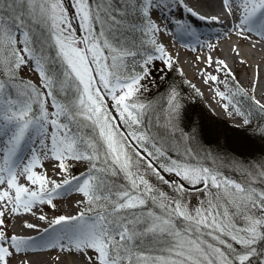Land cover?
I'll list each match as a JSON object with an SVG mask.
<instances>
[{
	"label": "snow or ice",
	"instance_id": "snow-or-ice-1",
	"mask_svg": "<svg viewBox=\"0 0 264 264\" xmlns=\"http://www.w3.org/2000/svg\"><path fill=\"white\" fill-rule=\"evenodd\" d=\"M219 6L234 18L229 31L236 37L264 42V0ZM180 7L189 17L221 22L186 0H0V264H36L33 255L52 250L58 264H264V188L193 162V136L179 126L184 105L174 85L163 110L168 136L151 131L159 109L145 98V82L156 72L163 78L175 63L158 35L172 26L216 49L200 41L191 20L169 18ZM204 63L205 84L227 88L219 73L235 82L234 92L215 88L227 115L242 118L234 128H250L253 113L264 117L256 84L250 94L224 59L208 55ZM214 64L216 74L209 71ZM26 72L37 79H24ZM237 95L250 101L247 111ZM29 141L30 155L21 159ZM249 175L264 180V170ZM73 194L82 206L75 214L49 219L40 207L55 210L57 199ZM188 196L203 198L190 208ZM25 214L47 224L40 230L21 221L38 238L9 232V221Z\"/></svg>",
	"mask_w": 264,
	"mask_h": 264
},
{
	"label": "rangeland",
	"instance_id": "rangeland-1",
	"mask_svg": "<svg viewBox=\"0 0 264 264\" xmlns=\"http://www.w3.org/2000/svg\"><path fill=\"white\" fill-rule=\"evenodd\" d=\"M214 1H215V4L218 6V8H216V15L219 16L222 20V23L220 25L217 23H214V22L212 24H209L208 22L200 21V20L196 19L195 17H189V14L182 12V10H181V15H179V11L176 8L174 9V12L172 14H170L169 18L173 19L174 16H182L183 15L184 19L191 20L194 24H199V27L200 28L202 27L203 32L207 35L205 38H201L200 41L202 43H209V42L213 43L216 45V47H218L217 48L218 50L215 49V50L210 51L207 47L198 46L197 41L195 39H191L187 34L175 33V29L172 26H169V29L167 32L158 35V41L161 43V39H162L161 37H169V39H172V41L176 44V46L178 48H181L183 55L185 54L183 58H186L188 61H191V64L193 65L194 68L204 69L206 67L205 64H202L200 62V60L196 59L197 56L201 57L202 55H204L206 57L208 55H212L214 61L217 59H224L226 61V63L229 65V67L232 69L233 73L236 75V80L239 82L240 86L243 87L244 89H247L250 94H251L252 85L256 84L255 95L257 96L258 99H260L262 97L258 95L259 89H260L258 85L261 81L264 82V60H263L264 59V42L257 43L255 37H253L251 40L241 42L240 39L238 37H236L233 32L229 31V29L233 25V21H234L233 17L226 16L224 14V10H222L219 6V0H214ZM186 2L189 4V6L194 7V10H197L198 12L202 11L201 13H204V12L210 13V11H211V10H209L207 4L205 3V0H186ZM163 23H167V22L165 21ZM43 31L44 30L38 26L33 28V34L36 37H40L41 33ZM77 34L79 35V33H77ZM191 44H193V47L196 48V51H192L193 47L189 46ZM253 44H255V46H259L261 48L263 47V49H257L256 47H252ZM235 47L239 48V50L242 54L241 56L238 57V56H235L233 54L232 49ZM233 58H234V60H231ZM242 58L246 59V61H247L246 65H248V67L258 66L261 70L262 77H260V78L258 77V80H257L256 74L253 76H251V74L247 75L246 69L244 66L245 64L242 65L239 63L240 59H242ZM155 66L157 68H163L164 67V65L160 61H157ZM174 67H175L177 73L179 74L180 78H178V79L174 78L170 85H174L181 92L182 103L185 107L189 103H191V102L193 103L192 95L196 94V92L194 89H192L191 87H189L185 83H182V85H183L182 86L181 82L182 81L183 82L184 81H190L192 84H194L196 82V79L188 80L184 74L180 75V68L178 67L176 62L174 63ZM185 68H186V65H185ZM209 71H212L214 74H216L215 73V64L213 65V68L209 69ZM218 75H219L221 80H225L227 82L228 87L225 88L224 84L217 83L214 85V84L210 83L213 90L215 91V88L219 87L221 91H225L226 93L229 90L234 92L235 91V82H233L230 77H225L223 73H219ZM156 76H158L157 73L154 74L153 78L154 79L156 78V80H157ZM24 79H26V80L32 79L35 81L37 79V77L32 72H26V73H24ZM187 87H189V89L193 92L192 94L187 93V90H186ZM168 91H169V87H168L167 91L164 92L160 96V98H162L160 100V102H161V104L164 105L163 110L166 109V107H167L166 102H167V98H168V96H167ZM199 97L201 98V100L205 104L206 109L209 112L208 117L206 115H204L205 119H210L209 122L207 123L209 125V127L215 129L214 133H216V134H218L217 130L222 133V132L226 131V128H227L229 131H227L226 133H228V138H231V139L237 138V139H239L238 141H240V140L242 141V139L239 136H236L233 133L234 132L235 133L240 132L243 134H247L248 132H251L252 130H256L257 127H259L257 123H260V121H258V120H262V118H263V117L257 116V114L255 115V113H253L251 119L255 118V120L252 123L250 128H243V129L234 128L233 125H238L242 118L236 117L235 119H233L232 117H229L222 107V104L225 101H221L220 98L217 96V100L214 102V105L216 107V112L219 113V115H217L215 113V111H212L208 107V105H207L208 101L204 98V96L200 95ZM145 98L148 99L147 97H145ZM159 99L157 98L156 100H153L156 107L159 104ZM236 101L238 102L239 106L242 107L243 110L247 111L246 110L247 108L244 105V104L249 105L248 103H250V101L247 98L237 95ZM262 102H264V100H262ZM192 103H191V105H192ZM158 113H159V111H158ZM181 116H182V114H181ZM163 117H164V111H163ZM204 118H203V122L205 123ZM180 121H181V119H180ZM180 121H178V123ZM262 122L264 123V121H262ZM153 125H154V127H153L154 129H152V133L154 135L157 132V135L159 133H161L162 135H165L163 137L167 138L168 130L166 127V121L163 123L158 121L155 124L153 123ZM179 126H180V124H179ZM230 129H235L236 131L237 130L238 131L237 132L236 131L231 132ZM159 135L157 137H161ZM177 135H179V134L177 133ZM235 142H237V140H235ZM189 147H192L194 149L193 162L204 163V165L209 164V165H211V167L213 169L218 170L225 177H227L229 179H233V180H236V181L241 182V183H243V182L253 183L254 186H256L258 188H264V180H262L261 178H257L256 180L253 181L252 176L249 175V173H251L253 176L259 177V173L261 172V170H264V155L256 156L255 158H239V157H235L232 155H227L225 153L218 154V153H215V151L209 150V149H206L205 152L201 153L203 148H200L198 146L194 147L192 145L191 141L189 142ZM195 153H198V155H195ZM180 154H181L182 159H188V157L183 156V148L180 149ZM29 155H30V153H29ZM171 155L173 157H176L177 153L172 152ZM50 175H51V173H50ZM164 175L166 178H168L167 174H164ZM53 178H57V177L53 176ZM22 182H25V181L22 180ZM160 185L164 187L163 190H167L166 193L169 196H172L174 194L172 192V190L167 185H164L162 182H160ZM202 198H203L202 196L201 197L188 196L187 201L189 202V207L194 208L197 205L198 199H202ZM55 203L57 205V208L55 210L50 209L46 205L40 206V207L45 209L46 210L45 213L49 217H52V218L55 215H60V214L66 215V214H68V212H66L64 210V201L62 199H57L55 201ZM81 207L82 206H77V205L74 206L72 213L75 214L77 211L80 210ZM153 207H155V206H153ZM156 210L158 211L159 209L157 208ZM12 221L13 220L9 221V226H11Z\"/></svg>",
	"mask_w": 264,
	"mask_h": 264
},
{
	"label": "trees",
	"instance_id": "trees-1",
	"mask_svg": "<svg viewBox=\"0 0 264 264\" xmlns=\"http://www.w3.org/2000/svg\"><path fill=\"white\" fill-rule=\"evenodd\" d=\"M147 47H149V49L151 48V46H147ZM156 73L158 74V76H156L157 80L156 78L155 79L152 78L153 80L152 83L146 82L149 90L144 93V96L147 97L148 100H152V101L156 100L157 98L159 99L160 96L167 91L169 85L171 84L174 78L175 79L180 78L174 66H173V70L165 69V72L163 73V78H161L162 75L161 73L159 72ZM182 83L184 82L182 81L181 85ZM186 90L187 93L190 94L193 93L189 89V87H187ZM192 98H193V103L191 102L192 105L191 103H189L187 106L184 107L182 111V116L180 117L181 121L179 120L180 121L179 124L185 132L190 133L193 136V139L191 141L192 145L194 147L198 146L200 148H203L201 153L205 152L206 149H209L215 151V153L218 154L225 153L227 155H232L239 158H255L256 156L264 155V134H261L259 131L261 127H264V123L262 122L264 121V117L262 118V120H258L260 121V123H257L259 127H257L256 130H252L251 132H248L247 134L237 132L238 130L236 131L235 129H230L231 132L236 131L237 133L234 132L233 134L239 136L242 139V141L241 140L238 141L239 139L237 138H232V139L228 138V133L226 132L229 130L227 128L226 131L222 133L216 129L218 134L214 133L215 129L210 128L209 125L207 124L210 119L204 118V115H206L207 117L209 115V112L206 109L205 104L197 94L192 95ZM161 99L162 98L159 99V104L157 108L159 109V113H158L159 122L163 123L166 121V119L164 118L165 114L163 117L164 105L161 104L160 102ZM244 105L247 108L246 110H248L249 105L247 104ZM193 113L194 116L190 119L189 114H193ZM257 116L260 115L257 114ZM203 118L205 119V123L203 122ZM254 120L255 118L252 119V123L254 122ZM153 123L155 124L157 122L154 120ZM153 127L154 125L152 124L151 131L152 129H154ZM159 134L158 135L161 137L165 136L162 135L161 133ZM155 135L158 136L157 132L155 133ZM235 140H237V142H235ZM198 164L211 167V165L209 164L207 165H204V163H198ZM149 179L153 184L157 185V187H159L161 190L164 189V187L160 185V181H158L154 176H150ZM163 191L166 192L167 190H163Z\"/></svg>",
	"mask_w": 264,
	"mask_h": 264
},
{
	"label": "bare ground",
	"instance_id": "bare-ground-1",
	"mask_svg": "<svg viewBox=\"0 0 264 264\" xmlns=\"http://www.w3.org/2000/svg\"><path fill=\"white\" fill-rule=\"evenodd\" d=\"M205 3L207 4L209 10H211V11H210V13H207V12L201 13L202 11L200 13L204 14L206 16H209V17L212 16V15H216V8H218V6L215 4V1L214 0H205ZM176 9L179 11V15H181V10H182V12L187 13L186 11L183 10L182 7L176 8ZM220 21L221 22L217 23V24L220 25L222 23L221 18H220ZM161 38H162L161 39V43H163L165 45L166 49L173 56V59L176 62V64L178 65V67L180 68V71L182 70L183 74L187 77L188 80L196 79V82L194 84L196 85L197 88L200 89V92L203 94L204 98L208 101L207 102L208 107L212 111H215V113L217 115H219V113L216 112V107L214 105V102L217 100V96L215 94V91L211 87V84H205L204 83L202 75H201L202 69L194 68L193 65L191 64V61H188L186 58H183L185 54L183 55V53L181 51V48H178L176 46V44L172 41V39H169V37H161ZM240 41L241 42H245V41H242L241 39H240ZM255 47L257 49H263V47L262 48L259 47V46H255ZM217 48L218 47H216V49ZM206 57L204 55H202L200 57L201 58L200 62L202 64H205L204 63V59ZM231 60H234V58L231 59ZM184 64L186 65V68H185ZM244 66H245L247 75L251 74V76H253L255 74L257 75V73H258V77L259 78L262 77L261 70H260V68L258 66H250V67H248V65H246V64ZM258 86L260 88L258 95L261 96V97H264V82L261 81ZM22 149H23V146L21 148V151H22ZM18 155H19V153H18ZM78 199H81V197H79L76 194H73L72 196H69L67 198L62 199L64 201V210L66 212H68V214H73L72 210H73V207L77 205L76 204V200H78ZM43 211L46 212L45 209H43ZM24 219H27L30 222L36 223L39 226L40 230H42L43 228L47 227V224L44 221H39L35 217H32L30 214H25V215L21 216L18 220H13L12 221L11 226H9V232L11 233V232L15 231L16 233H19V234H22V235H31V236H35V237L38 238L39 235H40L39 231H37V230H28V229H24L23 228V226L21 224V221L24 220ZM49 219H52V217H49ZM57 254L58 253L55 250L44 251L42 253L33 255L31 257V259L33 261H35L36 264H58L57 260L55 259Z\"/></svg>",
	"mask_w": 264,
	"mask_h": 264
}]
</instances>
